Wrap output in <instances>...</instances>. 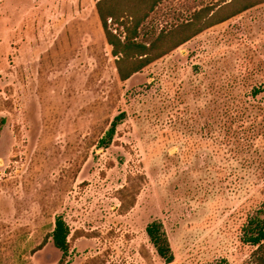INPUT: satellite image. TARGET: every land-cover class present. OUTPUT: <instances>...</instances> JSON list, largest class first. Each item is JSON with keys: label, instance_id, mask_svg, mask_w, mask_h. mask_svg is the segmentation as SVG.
I'll use <instances>...</instances> for the list:
<instances>
[{"label": "rangeland", "instance_id": "obj_1", "mask_svg": "<svg viewBox=\"0 0 264 264\" xmlns=\"http://www.w3.org/2000/svg\"><path fill=\"white\" fill-rule=\"evenodd\" d=\"M230 1L162 0L138 41ZM258 209L264 3L121 81L94 0H0V264H57V216L63 264H251L242 227Z\"/></svg>", "mask_w": 264, "mask_h": 264}, {"label": "trees", "instance_id": "obj_2", "mask_svg": "<svg viewBox=\"0 0 264 264\" xmlns=\"http://www.w3.org/2000/svg\"><path fill=\"white\" fill-rule=\"evenodd\" d=\"M95 9L100 21L106 42L111 46V54L115 58V67L121 81L130 78L134 73L167 55L183 43L187 42L204 29L219 24L236 16L264 0H231L214 12L211 9H200L193 13L190 20L180 23L160 33L149 42L138 41L139 28L162 0H94ZM110 23H118L123 27L120 32H113ZM259 88L253 89L256 95ZM118 115L111 127L101 139L109 144L115 131ZM263 209H258L242 227V240L253 247L251 264H264V216ZM69 227L62 216H57L50 237L53 245L62 252L57 264H63L69 252ZM146 234L156 253L166 262L173 260L169 241L159 221H152L146 226Z\"/></svg>", "mask_w": 264, "mask_h": 264}]
</instances>
